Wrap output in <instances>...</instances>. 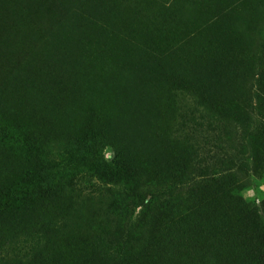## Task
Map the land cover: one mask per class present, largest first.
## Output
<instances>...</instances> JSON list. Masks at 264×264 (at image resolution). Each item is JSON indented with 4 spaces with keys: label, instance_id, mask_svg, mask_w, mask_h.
Wrapping results in <instances>:
<instances>
[{
    "label": "rangeland",
    "instance_id": "obj_1",
    "mask_svg": "<svg viewBox=\"0 0 264 264\" xmlns=\"http://www.w3.org/2000/svg\"><path fill=\"white\" fill-rule=\"evenodd\" d=\"M27 29L0 264H264V0H0V76Z\"/></svg>",
    "mask_w": 264,
    "mask_h": 264
},
{
    "label": "trees",
    "instance_id": "obj_2",
    "mask_svg": "<svg viewBox=\"0 0 264 264\" xmlns=\"http://www.w3.org/2000/svg\"><path fill=\"white\" fill-rule=\"evenodd\" d=\"M45 11H46V9H45L43 12H45ZM22 12H23V13H19L17 16H15V15L12 16V17H11V22L14 21L17 17L25 16L26 14H29V12H30L32 15L30 14V18H31V20H30V22H29V24H28V29H29L31 23H33V21H35V19H36V17H37V12H35V11H33V10H28V9H26L25 11H22ZM28 29L24 32V34H23V36H22V39H21V41L19 42L17 48L14 49L10 54H8V55L5 57V62H4V72H3L2 76H0V78H3V77L8 73V67H9L8 58L11 57V56H13L14 53H15L18 49L25 47V41H26V37H27V33H28V32H27ZM18 36H19V34H18ZM18 36H16V39H17V40H19ZM14 38H15V37H12V39H9V36H8L7 38H5L6 45L9 46V45L11 44L12 40L14 41ZM0 40H2V38H1ZM1 43H2V42L0 41V44H1ZM13 47H15V46H13Z\"/></svg>",
    "mask_w": 264,
    "mask_h": 264
}]
</instances>
